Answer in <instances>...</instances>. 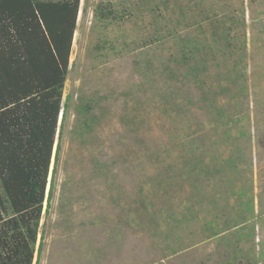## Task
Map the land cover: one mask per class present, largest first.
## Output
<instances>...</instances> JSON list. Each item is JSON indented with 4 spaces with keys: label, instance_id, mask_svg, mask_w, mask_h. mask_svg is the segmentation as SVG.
I'll list each match as a JSON object with an SVG mask.
<instances>
[{
    "label": "rangeland",
    "instance_id": "1",
    "mask_svg": "<svg viewBox=\"0 0 264 264\" xmlns=\"http://www.w3.org/2000/svg\"><path fill=\"white\" fill-rule=\"evenodd\" d=\"M33 264H264V0H81Z\"/></svg>",
    "mask_w": 264,
    "mask_h": 264
},
{
    "label": "trees",
    "instance_id": "2",
    "mask_svg": "<svg viewBox=\"0 0 264 264\" xmlns=\"http://www.w3.org/2000/svg\"><path fill=\"white\" fill-rule=\"evenodd\" d=\"M80 3L0 0V264H33Z\"/></svg>",
    "mask_w": 264,
    "mask_h": 264
},
{
    "label": "clouds",
    "instance_id": "3",
    "mask_svg": "<svg viewBox=\"0 0 264 264\" xmlns=\"http://www.w3.org/2000/svg\"><path fill=\"white\" fill-rule=\"evenodd\" d=\"M61 115V114H60Z\"/></svg>",
    "mask_w": 264,
    "mask_h": 264
}]
</instances>
